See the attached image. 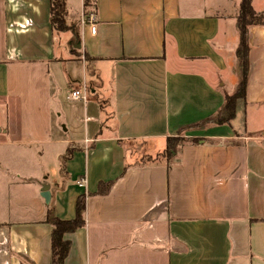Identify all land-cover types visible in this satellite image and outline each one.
I'll return each instance as SVG.
<instances>
[{
	"label": "crops",
	"instance_id": "0c3cea01",
	"mask_svg": "<svg viewBox=\"0 0 264 264\" xmlns=\"http://www.w3.org/2000/svg\"><path fill=\"white\" fill-rule=\"evenodd\" d=\"M240 2L67 0L56 30L51 0H0V264H53L47 216L81 196L63 264H264V125H235L264 116V25L234 117L189 127L236 89ZM178 134L202 140L168 161Z\"/></svg>",
	"mask_w": 264,
	"mask_h": 264
},
{
	"label": "trees",
	"instance_id": "16d2710c",
	"mask_svg": "<svg viewBox=\"0 0 264 264\" xmlns=\"http://www.w3.org/2000/svg\"><path fill=\"white\" fill-rule=\"evenodd\" d=\"M67 0H51V24L56 30L67 28ZM85 14L89 15L95 7V0H84ZM264 25V9L256 11L253 8L252 0H241L239 12L236 16V27L239 33V44L236 49L238 67L240 69V79L233 94H227L225 101L217 113L205 120H202L189 127L203 128L210 122L215 124H227L235 115L237 100L245 98L248 69H249V26ZM202 139L197 137H186L182 134L167 138L163 155L168 161H172L178 156L184 145L198 144ZM205 140V139H203ZM112 182H101L98 193L105 194L112 186ZM84 196L79 197L77 203V215L73 220H60L52 211L47 216V221L53 225L52 231V260L53 264H63L68 253L70 243L63 237L65 232L74 231L84 225L83 212L85 208Z\"/></svg>",
	"mask_w": 264,
	"mask_h": 264
},
{
	"label": "rangeland",
	"instance_id": "374dc122",
	"mask_svg": "<svg viewBox=\"0 0 264 264\" xmlns=\"http://www.w3.org/2000/svg\"><path fill=\"white\" fill-rule=\"evenodd\" d=\"M242 123L246 124L248 132H252V130L254 131L257 126L264 125V116H262L261 118L260 115L252 111V108H248L247 113H245V111L244 112L241 111V113L236 118L235 121L236 127L241 126ZM262 130L260 132H264Z\"/></svg>",
	"mask_w": 264,
	"mask_h": 264
},
{
	"label": "built area",
	"instance_id": "2783aa9c",
	"mask_svg": "<svg viewBox=\"0 0 264 264\" xmlns=\"http://www.w3.org/2000/svg\"><path fill=\"white\" fill-rule=\"evenodd\" d=\"M92 18H93L92 16H89L88 17V20H89V23L91 24L90 25L91 26V31L92 32H95L96 31V25L93 23V21H92L93 19ZM70 97H71L72 100H75V101H78V100H86V97L83 95V92L81 91V89H73L71 91V93H70ZM84 182H85L84 179H80L78 181V183L80 185H83Z\"/></svg>",
	"mask_w": 264,
	"mask_h": 264
},
{
	"label": "water",
	"instance_id": "95a60500",
	"mask_svg": "<svg viewBox=\"0 0 264 264\" xmlns=\"http://www.w3.org/2000/svg\"><path fill=\"white\" fill-rule=\"evenodd\" d=\"M41 195L45 198L47 203L51 200V193L49 191V185H42Z\"/></svg>",
	"mask_w": 264,
	"mask_h": 264
}]
</instances>
